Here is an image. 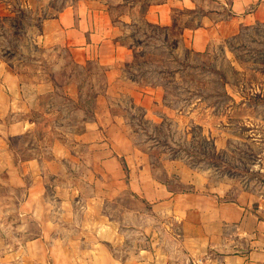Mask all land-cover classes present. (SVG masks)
<instances>
[{
  "label": "crops",
  "instance_id": "1",
  "mask_svg": "<svg viewBox=\"0 0 264 264\" xmlns=\"http://www.w3.org/2000/svg\"><path fill=\"white\" fill-rule=\"evenodd\" d=\"M9 11L0 3V22ZM258 25L264 0H75L34 37L69 56L75 70L64 84L43 80L32 97L17 66L0 55V168L11 185L28 187L20 216L37 225L24 247L32 264H195L206 257L264 264V193L228 199L231 187L211 189L171 162L169 177L177 171L179 185L196 186L174 189L150 152L133 144L118 112L124 102L139 111L158 138L189 121L165 102L162 85L130 74L147 56L134 37L143 27L181 28L182 49L202 55L215 39ZM57 94L67 104L40 102ZM57 117L78 130L60 129L47 147L29 141L41 129L50 132ZM25 152L37 155L21 159ZM258 156L254 169L262 175L264 149Z\"/></svg>",
  "mask_w": 264,
  "mask_h": 264
},
{
  "label": "rangeland",
  "instance_id": "2",
  "mask_svg": "<svg viewBox=\"0 0 264 264\" xmlns=\"http://www.w3.org/2000/svg\"><path fill=\"white\" fill-rule=\"evenodd\" d=\"M74 1L0 0L10 10L0 22V55L17 66L26 92L32 97L39 82L64 84L75 70L65 52L34 42L42 22L56 17ZM180 29L168 32L143 27L140 34L133 35L147 56L130 74L162 85L165 102L189 121L180 127L174 124L165 128L163 137L158 138L150 133L142 114L130 111L124 102L118 112L125 114L133 144L150 152L159 176L167 177L176 190H194L196 186L179 185L177 171L169 177L166 170L171 162L208 180L211 189L231 187L228 199L239 191L264 193V174L254 169L258 153L264 149V25L215 39L202 55L182 49ZM87 88L86 81L84 94L90 104L92 94ZM40 102L67 104L59 94ZM68 111L67 106L62 116ZM59 118L63 124L58 121L51 125L50 132L41 129L29 141L47 147L62 134L60 129L78 130L72 127L73 122ZM35 155L25 152L21 159ZM10 178V172L0 168V264H32L24 247L37 234V225L20 216L28 187L13 186ZM53 192L52 188L47 197H53ZM210 261L208 257L199 258L195 264H212Z\"/></svg>",
  "mask_w": 264,
  "mask_h": 264
}]
</instances>
